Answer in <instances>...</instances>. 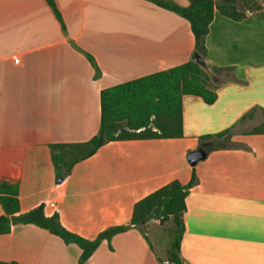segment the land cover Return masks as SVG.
<instances>
[{"label":"crops","instance_id":"obj_1","mask_svg":"<svg viewBox=\"0 0 264 264\" xmlns=\"http://www.w3.org/2000/svg\"><path fill=\"white\" fill-rule=\"evenodd\" d=\"M55 3L62 22L47 0H0V182L19 186L22 212L45 205L68 231L94 240L129 225L136 203L160 188L188 185L195 168L184 263L264 264V135L248 134L264 122V0L241 22L217 14L205 58L196 55L190 23L147 0ZM191 61L210 75L218 99L183 98V138L111 142L69 175L55 169L52 145L99 133L102 91ZM226 130L235 146L192 166L199 139ZM174 229L153 220L144 233L104 241L86 264H163ZM81 255L34 225L0 236V262L79 264Z\"/></svg>","mask_w":264,"mask_h":264},{"label":"trees","instance_id":"obj_2","mask_svg":"<svg viewBox=\"0 0 264 264\" xmlns=\"http://www.w3.org/2000/svg\"><path fill=\"white\" fill-rule=\"evenodd\" d=\"M147 1L187 20L195 36L196 55L204 58L207 56V37L217 14L241 22L246 19L248 11L255 12L262 7L256 0H190L187 7L167 0ZM250 1L255 4L254 7H250ZM47 2L62 22L55 0ZM89 59L95 64L92 58ZM214 70L218 73L223 71ZM185 96L199 97L207 105H213L218 99L217 93L212 89L210 75L194 61L102 91L99 133L85 143L52 145L50 149L55 169L69 175L76 165L92 158L111 142L183 138ZM253 112L254 110L246 114L240 122L252 119ZM248 134L264 135V122ZM199 140L200 149L206 154L235 146L230 142V130L203 136ZM197 182L193 168L192 180L188 185L173 181L160 188L136 203L129 225L111 227L94 240L68 231L61 224L57 213L51 217L47 216L45 205L22 212L19 186L0 182V205L4 212L0 217V236L10 234L13 227L20 224L34 225L59 237L67 245H77L82 251L79 264H86L104 241L110 243L117 235L133 228H138L144 233L146 225L153 220L160 221L162 225L172 221L175 226L174 242L167 261L169 264H185L181 258V242L185 233L186 200Z\"/></svg>","mask_w":264,"mask_h":264},{"label":"water","instance_id":"obj_3","mask_svg":"<svg viewBox=\"0 0 264 264\" xmlns=\"http://www.w3.org/2000/svg\"><path fill=\"white\" fill-rule=\"evenodd\" d=\"M206 157V152L203 149H199L197 151L189 153L188 160L192 166H195L198 162L205 160Z\"/></svg>","mask_w":264,"mask_h":264},{"label":"rangeland","instance_id":"obj_4","mask_svg":"<svg viewBox=\"0 0 264 264\" xmlns=\"http://www.w3.org/2000/svg\"><path fill=\"white\" fill-rule=\"evenodd\" d=\"M262 0H256V3H261ZM250 7H254L255 4L253 2L250 1ZM242 8V7H241ZM162 225V224H161ZM165 225V224H164ZM163 226V225H162ZM151 235L153 236L154 234L151 233ZM165 241H168V237H165Z\"/></svg>","mask_w":264,"mask_h":264},{"label":"built area","instance_id":"obj_5","mask_svg":"<svg viewBox=\"0 0 264 264\" xmlns=\"http://www.w3.org/2000/svg\"><path fill=\"white\" fill-rule=\"evenodd\" d=\"M15 63H17V64H18V63H19V59H16V60H15ZM164 264H169V262H168V261H166Z\"/></svg>","mask_w":264,"mask_h":264}]
</instances>
